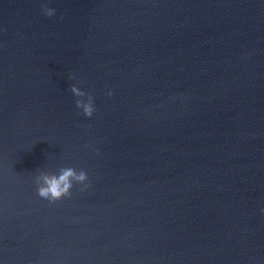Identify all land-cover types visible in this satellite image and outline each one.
<instances>
[{
	"label": "clouds",
	"instance_id": "9594fccd",
	"mask_svg": "<svg viewBox=\"0 0 264 264\" xmlns=\"http://www.w3.org/2000/svg\"><path fill=\"white\" fill-rule=\"evenodd\" d=\"M41 11L48 17L55 14V9L48 7L47 4L41 5ZM69 78L72 79L74 77ZM70 91L77 97L75 101L76 107L82 110L84 116L91 118L95 112L94 97L82 91L76 84L70 86ZM108 95L111 96L112 93L109 92ZM36 181L38 183L36 189L37 195L51 202L70 197L71 190L73 189V181L85 185V187L89 186L86 184L88 181V173L83 169L77 171L74 168H62L58 174L52 175L41 173L36 177Z\"/></svg>",
	"mask_w": 264,
	"mask_h": 264
}]
</instances>
